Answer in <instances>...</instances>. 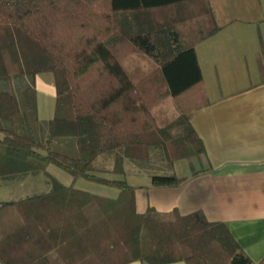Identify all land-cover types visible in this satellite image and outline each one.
I'll return each mask as SVG.
<instances>
[{"label":"trees","instance_id":"1","mask_svg":"<svg viewBox=\"0 0 264 264\" xmlns=\"http://www.w3.org/2000/svg\"><path fill=\"white\" fill-rule=\"evenodd\" d=\"M199 17L195 30L180 29ZM218 29L210 0H0V183L41 174L48 185L0 200L1 264H264L249 258L223 221L202 210L166 214L148 206L140 213L133 185L95 173L103 169L94 164L100 155L111 157L116 174H124L126 160L165 171L150 174L155 187L185 181L173 172L178 159L197 172L192 158L205 147L188 114L209 100L195 44ZM126 49L154 60L160 82L134 83L120 62ZM258 65L262 82V50ZM43 72L52 74L55 89L53 116L44 120L36 98ZM165 95L178 113L159 125L151 107ZM49 164L115 186L118 195L65 185Z\"/></svg>","mask_w":264,"mask_h":264},{"label":"crops","instance_id":"2","mask_svg":"<svg viewBox=\"0 0 264 264\" xmlns=\"http://www.w3.org/2000/svg\"><path fill=\"white\" fill-rule=\"evenodd\" d=\"M221 1L228 0H210L219 25L213 34L233 26L227 35L236 45L233 57L251 75L258 68L259 79L249 86L244 76L230 79L237 88L227 94L228 86L204 85L209 103L188 114L205 147L200 165L194 166L197 172L192 173L186 159L185 163L176 160L173 172L185 181L173 187L152 186L151 179L134 185L135 206L140 213L148 206L166 214L202 210L208 220L223 221L256 263L264 258V81L258 65L260 51L264 54V0H230L231 16L218 10ZM195 53L199 61L197 48ZM125 264L149 263L133 260Z\"/></svg>","mask_w":264,"mask_h":264},{"label":"rangeland","instance_id":"3","mask_svg":"<svg viewBox=\"0 0 264 264\" xmlns=\"http://www.w3.org/2000/svg\"><path fill=\"white\" fill-rule=\"evenodd\" d=\"M230 0L227 2H218V10H223L228 16H231L229 10ZM148 16L158 17L159 12L150 11ZM146 15H141L140 18L144 19ZM145 20V19H144ZM204 21V17L187 19L185 23L180 25V29H184L186 32L190 30H195L196 21ZM204 23V22H203ZM194 28V29H193ZM233 26L230 28H225L223 32H218L216 34L209 35L207 38L200 40L196 47L198 50V58L200 62V69L202 73V85L206 84L207 88L213 85L218 86L221 84L228 86L227 94L232 91L233 85L229 82L230 79L239 78L244 76L245 86H249L254 83L255 80L259 79L258 68L251 74L248 73V69L244 66V69L239 67L236 58L233 57V51L236 45L231 44L227 39L229 31H232ZM258 32V40L261 42L260 33ZM230 34V33H229ZM185 38L186 37L185 35ZM260 44V43H259ZM261 46V45H260ZM232 51V52H231ZM120 62L130 79L134 83H138L141 80L147 78L146 83L152 84L156 80L159 81L157 64L149 56L142 52L126 49L124 55L120 59ZM255 74V76H253ZM150 78V79H149ZM214 88V87H213ZM236 90V86L233 87ZM233 92V91H232ZM36 98H37V116L39 119H50L54 112V102H55V92L53 85V77L50 72H43L36 75ZM151 113L153 114L156 122L159 125H166L171 122L177 115L178 111L176 109L174 99L165 95L159 101L154 103L151 107ZM176 132V130H172ZM103 157H108L105 155H100L94 161V164L98 168H103L96 171V175L105 177L108 179H124L130 185H140L144 182L149 181L150 174L165 173L163 170L153 171L149 167H139L132 162L126 160L124 163V174H116L111 171L112 159L102 160ZM181 163H185V159L181 160ZM158 163V162H156ZM193 166L198 167L200 165L199 158H192ZM47 171L56 177L65 185H72L73 187L81 190L88 191L93 194L100 196L114 198L118 195V189L115 186L103 184L96 180L86 179L84 177H72L66 170L56 166L54 164H49L47 166ZM48 188L47 183L44 181L43 175L30 176L24 181L11 182L8 184L0 183V200L10 201L15 200L19 197L25 196V194H32L34 192L44 191ZM124 259H75L73 264H115ZM80 262V263H78Z\"/></svg>","mask_w":264,"mask_h":264}]
</instances>
